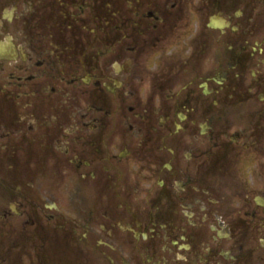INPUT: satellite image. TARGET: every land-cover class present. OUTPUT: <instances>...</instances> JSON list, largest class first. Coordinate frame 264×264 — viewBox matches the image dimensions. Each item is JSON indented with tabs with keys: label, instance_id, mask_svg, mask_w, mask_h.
I'll list each match as a JSON object with an SVG mask.
<instances>
[{
	"label": "flooded vegetation",
	"instance_id": "1",
	"mask_svg": "<svg viewBox=\"0 0 264 264\" xmlns=\"http://www.w3.org/2000/svg\"><path fill=\"white\" fill-rule=\"evenodd\" d=\"M0 264H264V0H0Z\"/></svg>",
	"mask_w": 264,
	"mask_h": 264
}]
</instances>
